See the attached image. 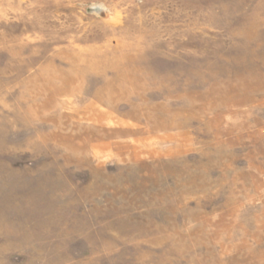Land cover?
<instances>
[{"label": "rangeland", "instance_id": "1", "mask_svg": "<svg viewBox=\"0 0 264 264\" xmlns=\"http://www.w3.org/2000/svg\"><path fill=\"white\" fill-rule=\"evenodd\" d=\"M0 264H264V0H0Z\"/></svg>", "mask_w": 264, "mask_h": 264}]
</instances>
